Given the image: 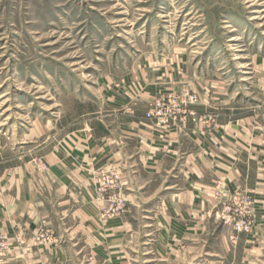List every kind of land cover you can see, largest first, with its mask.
<instances>
[{
	"label": "crops",
	"instance_id": "crops-1",
	"mask_svg": "<svg viewBox=\"0 0 264 264\" xmlns=\"http://www.w3.org/2000/svg\"><path fill=\"white\" fill-rule=\"evenodd\" d=\"M137 79L105 86L104 114L45 142L41 164L0 154V234L11 245L4 264H64L66 238L78 234L105 254L102 264H132L142 248L133 244L142 232L133 216L154 210L148 206H156L154 251L164 260L256 264L264 243V106L227 101L219 87L198 85L186 70H148ZM186 89L200 94L190 107L194 116L168 125L146 116L158 97ZM97 171L116 174L114 189L131 207L113 230L100 218L108 200L96 194ZM218 183L253 199L262 245L253 237L231 239L233 229L216 217ZM45 230L59 238L37 241Z\"/></svg>",
	"mask_w": 264,
	"mask_h": 264
},
{
	"label": "rangeland",
	"instance_id": "rangeland-1",
	"mask_svg": "<svg viewBox=\"0 0 264 264\" xmlns=\"http://www.w3.org/2000/svg\"><path fill=\"white\" fill-rule=\"evenodd\" d=\"M148 70H186L198 85L219 87L227 101L264 106V0H0L1 156L41 164L45 142L104 114L105 86L135 83ZM185 92L200 102L189 89L161 96ZM115 176L97 171L94 180L97 196L108 200L100 218L112 230L131 208L120 201ZM219 202L217 218L225 208ZM154 210L133 216L142 231L133 244L142 248L132 264H186L154 251ZM257 216L253 204L252 230L238 238L262 245ZM56 237L48 230L41 242ZM66 240L64 264L103 263L105 254L83 235ZM255 259L264 264V243ZM199 264L223 263L207 257Z\"/></svg>",
	"mask_w": 264,
	"mask_h": 264
},
{
	"label": "built area",
	"instance_id": "built-area-1",
	"mask_svg": "<svg viewBox=\"0 0 264 264\" xmlns=\"http://www.w3.org/2000/svg\"><path fill=\"white\" fill-rule=\"evenodd\" d=\"M198 102L199 96L195 93L167 94L155 100L146 116L155 119L158 125L184 122L189 115H195L190 107L198 104ZM213 118H215V115L211 116V119ZM106 181L108 184H113L112 180ZM214 196L222 201L225 206L222 212L218 213V217L230 224L233 229L231 237L233 241H236L240 234L249 233L252 230L253 201L248 194L242 191H226L223 189L222 184L218 183L214 189ZM120 201L125 203L122 197ZM47 232L48 230L39 232L37 239L42 241ZM17 240L21 243L25 242L23 238L18 237ZM49 241H51V238H49ZM10 246L8 238L0 234V264H4Z\"/></svg>",
	"mask_w": 264,
	"mask_h": 264
}]
</instances>
